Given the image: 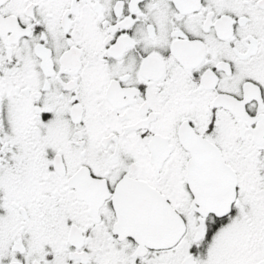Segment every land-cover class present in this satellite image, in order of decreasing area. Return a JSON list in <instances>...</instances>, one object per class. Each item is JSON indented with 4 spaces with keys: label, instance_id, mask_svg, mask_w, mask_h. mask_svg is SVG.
<instances>
[{
    "label": "snow or ice",
    "instance_id": "obj_1",
    "mask_svg": "<svg viewBox=\"0 0 264 264\" xmlns=\"http://www.w3.org/2000/svg\"><path fill=\"white\" fill-rule=\"evenodd\" d=\"M0 264H264V0H0Z\"/></svg>",
    "mask_w": 264,
    "mask_h": 264
}]
</instances>
